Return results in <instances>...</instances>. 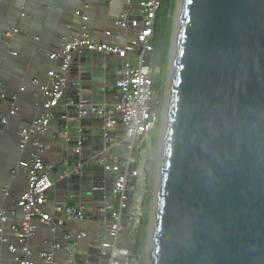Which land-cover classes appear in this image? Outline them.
Segmentation results:
<instances>
[{
    "label": "water",
    "instance_id": "95a60500",
    "mask_svg": "<svg viewBox=\"0 0 264 264\" xmlns=\"http://www.w3.org/2000/svg\"><path fill=\"white\" fill-rule=\"evenodd\" d=\"M12 1L29 15L50 0ZM113 1L97 2L108 9ZM95 4L84 0L87 20ZM179 8L149 264H264V0H178ZM9 27L13 39L20 30ZM121 67L113 56L74 54L66 96L53 110L60 129H69L72 119L79 126L62 139L53 161H45L55 180L52 192L59 206L75 208L80 201L70 203L71 194H81L88 207L85 221L114 196L117 174L105 172L99 160L114 149L116 133L105 131L94 114L119 98ZM136 182L127 177L130 198ZM129 209L128 203L122 210L126 220ZM95 218L104 227L110 215ZM96 241L78 244L75 262L107 261ZM75 243L76 237L62 242L71 248Z\"/></svg>",
    "mask_w": 264,
    "mask_h": 264
},
{
    "label": "built area",
    "instance_id": "2783aa9c",
    "mask_svg": "<svg viewBox=\"0 0 264 264\" xmlns=\"http://www.w3.org/2000/svg\"><path fill=\"white\" fill-rule=\"evenodd\" d=\"M128 9L122 12L116 20V25L127 32L126 36L117 40L116 43L93 42L90 35L85 32L80 36H62V48L59 52L50 55V59L58 63V70L48 72V82L41 83L34 80L36 85L44 95V100L35 103L38 115L19 131V147L25 150L28 145L35 147L36 151L31 153L27 160L20 161L18 168L27 176V190L19 197L16 206L24 214V221L21 226L13 227L22 247V257L16 258L19 264H37L31 259L32 251L29 249L30 240L37 233V223H47L51 231L56 235L63 222L45 211L48 197L52 191L55 180L51 175L50 168L46 166L42 157L41 136L44 135L53 120V110L58 108L64 101L66 90L71 82V65L74 54L82 51H92L108 56H113L121 61L122 67L118 71L119 79L117 89L119 98L107 105L97 109L96 115L102 121L103 129L113 132L117 126H123V132L116 133L117 147L122 148L121 157L110 158L108 154L101 156L99 163L107 173L117 174L114 182L113 194L102 202L101 207L95 215H110V219H105V226L99 239H96L103 256H109L107 264H140L138 256L134 255L133 248L136 245V236L140 232L144 220V203L147 195V176L151 170L149 156L152 152L151 133L156 127V123L161 116V110L156 106H161L155 96V78L157 76L153 60L148 63L147 56L153 55V40L155 37V22L161 6V0H125ZM86 7L85 5H82ZM138 10V12H135ZM80 15L81 12L77 11ZM87 20V17L85 18ZM111 32H107L110 36ZM142 53L139 55V50ZM154 57V56H153ZM148 63V64H147ZM2 83L0 81V87ZM25 88L22 87L21 91ZM3 99L7 95L0 92ZM16 103L18 95L11 97ZM85 104V102H83ZM17 108L14 106L11 116H15ZM89 114L87 110H81L80 115ZM8 118L1 119V134L5 133ZM115 133V132H113ZM123 136V137H122ZM66 139H69L70 132H65ZM121 142V143H119ZM79 175L80 171L73 172ZM131 175L137 179L136 185L132 187L135 194L133 198L128 195L126 188L127 177ZM8 192V189L4 190ZM70 201H80L79 207L57 206L56 212L64 213L65 218L72 221H85L88 214V207L82 202V195L72 193ZM74 202V203H76ZM129 219L123 217L122 210L127 208ZM95 218V217H94ZM0 220L5 224L8 220L7 213L0 210ZM57 221V223H56ZM103 224V221H101ZM127 223V231H125ZM129 232L130 240L125 238ZM87 236L86 233L78 234L74 244H62L63 240H55L51 252H41L39 259L43 264H55V251L65 250L70 255V261H76L78 250L77 245ZM74 236L67 235L65 242H71ZM0 241L8 244V239L4 236L3 228H0ZM128 242L127 247H123L124 242ZM8 249L12 253L17 252L14 245H9Z\"/></svg>",
    "mask_w": 264,
    "mask_h": 264
},
{
    "label": "crops",
    "instance_id": "0c3cea01",
    "mask_svg": "<svg viewBox=\"0 0 264 264\" xmlns=\"http://www.w3.org/2000/svg\"><path fill=\"white\" fill-rule=\"evenodd\" d=\"M91 1L96 3V7L94 10L92 8L87 10L89 18L85 20L87 16L83 15L84 8H82L84 0H50L48 6H43L41 10L28 11L29 15L22 14L21 8L12 0H0V81L2 83L0 92L8 97L3 99L0 96V117L8 118L5 133H0V210H4L8 216L5 224L0 220V228H3L4 236L8 239V244L0 241V264H19L16 258L23 256L22 247L13 231L14 226L19 227L24 221V214L16 206V202L27 190V176L18 165L20 161L27 160L36 149L28 145L25 150H21L18 133L38 115L35 103L44 100L43 93L33 81L47 83L48 72L58 70V63L51 60L50 55L59 52L62 48L61 36H80L88 30L93 42L100 44L116 43L127 35L124 29L116 25L119 15L128 9L124 0H114L108 9L99 6L98 0ZM80 2L81 5L77 8ZM77 11L81 14L78 15ZM9 23L20 30L15 33L13 39H9L7 35L8 31L13 30L9 27ZM107 32H111V35L107 36ZM11 49L14 52L10 53ZM22 87L25 88L24 91H21ZM14 95H18L16 103L11 100ZM14 106L17 112L15 116H11ZM94 118H98L96 114ZM73 127L78 126L69 127L70 136L74 134ZM66 131L65 128H59L57 121H51L48 131L41 136L42 157L45 161L52 162L54 156L61 150V141L66 139ZM112 131L123 132V126L119 125ZM117 143L118 141L115 140L114 149L108 154L109 157L114 152H118V157L122 156V148L117 147ZM5 189H8V192H5ZM57 206V198L51 191L45 211L67 224L64 232L59 231L54 235L49 224L37 223V233L29 244V249L32 251L31 259L37 264H43L39 259L41 252L52 251L51 241H65L67 235L77 238L78 234L84 232L87 236L81 244H85L99 239L103 231L101 221L94 218L97 216L94 212H91V220L72 221L66 219L64 213L56 212ZM9 245H14L17 252L12 253L8 249ZM54 258L55 264H78V262L72 263L64 250L55 251Z\"/></svg>",
    "mask_w": 264,
    "mask_h": 264
},
{
    "label": "rangeland",
    "instance_id": "374dc122",
    "mask_svg": "<svg viewBox=\"0 0 264 264\" xmlns=\"http://www.w3.org/2000/svg\"><path fill=\"white\" fill-rule=\"evenodd\" d=\"M179 17H180V8L179 11L175 9L173 14L174 31L178 24ZM172 53H173V48L171 49L170 47L167 65H164L163 60L158 58V63L155 66L156 74L158 76L160 74L164 76V85L162 87H158L155 90L156 100H159L161 103V106H156V108L161 110V116L156 123L155 129L151 133V144L153 145L152 152L149 156L151 170L148 173L147 183H146L148 191L145 197V203L147 202V205L145 206L144 204V219L146 220L147 223L142 228V235L140 237V239H142L143 242L141 253L140 255H138V260L140 261V264H149V259L152 251L151 235H152V225H153V216H154V202L156 197L155 195H156L157 181L159 176L158 173L160 170V150L162 145L163 111L165 109V105L167 102L168 89H169V83L171 77ZM71 125L79 126V122L75 119H72ZM112 157H118V152H114V154L110 156V158Z\"/></svg>",
    "mask_w": 264,
    "mask_h": 264
},
{
    "label": "trees",
    "instance_id": "16d2710c",
    "mask_svg": "<svg viewBox=\"0 0 264 264\" xmlns=\"http://www.w3.org/2000/svg\"><path fill=\"white\" fill-rule=\"evenodd\" d=\"M177 7V0H161V6L158 11L156 22H155V37L153 40L154 52H153V63L154 66L158 63V58L163 60V64L167 65L171 40L173 35V14ZM164 85V76L160 74L155 78V89ZM145 206L147 202L144 203ZM146 220H143L142 228L146 225ZM142 228L136 236V245L133 248L134 255L138 256L141 253L143 242L140 239L142 235ZM125 238L129 241L130 234L127 232Z\"/></svg>",
    "mask_w": 264,
    "mask_h": 264
},
{
    "label": "bare ground",
    "instance_id": "6f19581e",
    "mask_svg": "<svg viewBox=\"0 0 264 264\" xmlns=\"http://www.w3.org/2000/svg\"><path fill=\"white\" fill-rule=\"evenodd\" d=\"M181 5H182V1H181ZM180 13H181V9H180ZM179 20H180V17L178 18V26H179ZM177 35H178V32L176 34V37H175V41H174V48H173V53H172V62H173V55H174V49H175V45H176V41H177ZM171 66H172V63H171ZM170 84V83H169ZM169 91V89H168ZM167 100H168V96H167ZM166 110H167V102H166V105H165V109L163 111V128H162V140H163V130H164V125H165V119H166ZM159 174V173H158ZM156 196V195H155ZM154 206H155V202H154Z\"/></svg>",
    "mask_w": 264,
    "mask_h": 264
},
{
    "label": "snow or ice",
    "instance_id": "6c2138e0",
    "mask_svg": "<svg viewBox=\"0 0 264 264\" xmlns=\"http://www.w3.org/2000/svg\"><path fill=\"white\" fill-rule=\"evenodd\" d=\"M189 3H191V0H188Z\"/></svg>",
    "mask_w": 264,
    "mask_h": 264
}]
</instances>
